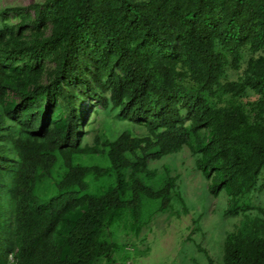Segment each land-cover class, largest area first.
<instances>
[{
  "label": "trees",
  "instance_id": "obj_1",
  "mask_svg": "<svg viewBox=\"0 0 264 264\" xmlns=\"http://www.w3.org/2000/svg\"><path fill=\"white\" fill-rule=\"evenodd\" d=\"M31 9L0 25V264H115L110 232L140 235L178 187L150 163L184 148L243 215L223 264H264V208L243 203L264 191V0ZM84 103L133 128L85 144Z\"/></svg>",
  "mask_w": 264,
  "mask_h": 264
},
{
  "label": "rangeland",
  "instance_id": "obj_2",
  "mask_svg": "<svg viewBox=\"0 0 264 264\" xmlns=\"http://www.w3.org/2000/svg\"><path fill=\"white\" fill-rule=\"evenodd\" d=\"M44 1L0 0V25H17L27 15L34 18L35 12L31 6ZM251 56L248 51L244 53L239 71L229 69L230 80L240 77ZM257 99L258 96L249 93L244 97V102L248 104ZM82 109L88 110L86 121L93 122L86 129L85 144H93L97 134L105 133L108 138L115 140L119 134L133 128L128 122H119L115 114L104 112L100 106L92 110L89 104L84 103ZM134 132L141 134L140 130ZM150 164L152 169H157L161 174H166L165 170H168L172 176H177L178 187L172 194L170 209L156 215L140 235L110 232V239L119 244L115 264H210L209 258L214 264H223L226 235L240 227L243 215H225L229 207L226 192L219 197L211 195L209 182L196 169L195 158L188 148ZM243 203L264 208V191H255ZM250 213L256 214L257 211Z\"/></svg>",
  "mask_w": 264,
  "mask_h": 264
},
{
  "label": "clouds",
  "instance_id": "obj_3",
  "mask_svg": "<svg viewBox=\"0 0 264 264\" xmlns=\"http://www.w3.org/2000/svg\"><path fill=\"white\" fill-rule=\"evenodd\" d=\"M14 262V260H13V258H11V263H13Z\"/></svg>",
  "mask_w": 264,
  "mask_h": 264
}]
</instances>
